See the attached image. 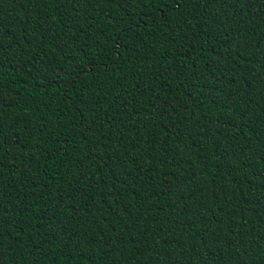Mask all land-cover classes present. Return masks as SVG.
<instances>
[{"label":"trees","instance_id":"1","mask_svg":"<svg viewBox=\"0 0 264 264\" xmlns=\"http://www.w3.org/2000/svg\"><path fill=\"white\" fill-rule=\"evenodd\" d=\"M0 215V264H264V0H0Z\"/></svg>","mask_w":264,"mask_h":264},{"label":"snow or ice","instance_id":"2","mask_svg":"<svg viewBox=\"0 0 264 264\" xmlns=\"http://www.w3.org/2000/svg\"><path fill=\"white\" fill-rule=\"evenodd\" d=\"M149 2L153 3L157 10H161L166 7L171 8L172 4H178L180 0H149ZM89 66L91 67V64ZM6 231L7 229L5 228L4 217L0 215V242H2L3 236Z\"/></svg>","mask_w":264,"mask_h":264}]
</instances>
